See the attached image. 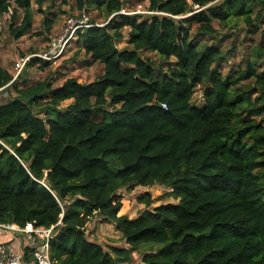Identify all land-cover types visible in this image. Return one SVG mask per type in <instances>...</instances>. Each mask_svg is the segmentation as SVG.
<instances>
[{
  "label": "trees",
  "instance_id": "1",
  "mask_svg": "<svg viewBox=\"0 0 264 264\" xmlns=\"http://www.w3.org/2000/svg\"><path fill=\"white\" fill-rule=\"evenodd\" d=\"M51 1L0 0L11 37L31 29L32 3ZM74 1L111 17L76 31L103 73L87 84L19 87L0 67V223L52 228L54 264H125L137 249L143 264H264V40L222 72L227 55L213 25L236 19L257 33L264 0H148L145 15L120 13L125 0ZM154 185L177 202L149 210L146 193L137 218L118 215L121 190ZM94 217L129 249L89 240ZM33 250L24 248L26 261Z\"/></svg>",
  "mask_w": 264,
  "mask_h": 264
},
{
  "label": "rangeland",
  "instance_id": "2",
  "mask_svg": "<svg viewBox=\"0 0 264 264\" xmlns=\"http://www.w3.org/2000/svg\"><path fill=\"white\" fill-rule=\"evenodd\" d=\"M223 0H220V2ZM148 0H125L122 14H149L147 12ZM32 27L26 35L15 40L9 34L10 13L0 16V67L9 71L13 77L17 74L15 64L24 58L32 59L44 53H50L49 59H42L48 64L32 63L25 65L22 71L17 75L19 87L32 86L40 81L50 80L53 87H59L66 79L74 78L79 83L87 84L96 80L103 73V65L99 62H93L89 56L84 54L76 40V31L80 24L78 21L86 19L97 25H103L107 19L104 13L91 9L87 12L80 11L74 0H52L43 4L38 9L32 3ZM22 20L20 11L18 22ZM46 23V24H45ZM214 27L218 29L221 38V48L227 55L226 60L221 65V71L227 72L230 68L237 69L242 66L246 57L252 54L257 44L264 40V24H261L259 31H253L246 27L242 21L232 20V25L228 27H218L214 22ZM195 26L192 29V35L195 34ZM129 28L124 27L121 33L123 40L117 43L119 49L126 47ZM62 38L60 46L57 40ZM66 41V42H65ZM203 41L211 43L208 38ZM65 43V45H63ZM62 47V49L60 48ZM55 50V52H53ZM141 57L159 61L155 53L147 51L141 52ZM173 60V59H172ZM15 92L10 91L2 94L3 98L14 97ZM194 104H200L203 101V87L198 86L193 98ZM72 101H65L61 108H65ZM170 192L164 186L154 185L151 187H136L131 191L123 189L121 193V208L119 216H127L129 219L137 218L144 210L145 204L139 202V197L149 195L153 200L149 210L161 204L176 203L171 197H165ZM86 235L89 240L100 244L104 250L108 251L110 247H120L129 249V246L121 238V234L114 225L101 223L99 218H92L86 225ZM142 250L131 253V259L125 264H143L141 261Z\"/></svg>",
  "mask_w": 264,
  "mask_h": 264
},
{
  "label": "built area",
  "instance_id": "3",
  "mask_svg": "<svg viewBox=\"0 0 264 264\" xmlns=\"http://www.w3.org/2000/svg\"><path fill=\"white\" fill-rule=\"evenodd\" d=\"M86 23V17L85 19L83 18L78 21V24H80L79 27H87L88 25H86ZM61 41L62 38L57 40L59 46ZM63 45H65V43ZM60 48L62 49V47ZM53 52H55V50ZM50 53H44L43 57L42 55H38V57L42 59L46 58L47 60L49 59ZM28 60L29 58L27 57L21 59L15 64L17 74L13 77V80L17 78V75L22 71ZM161 106L163 109H166L165 104H162ZM0 230L12 233V237L15 236V233H17L18 236H25L27 244L34 249L31 260L26 261L23 253L17 252L9 244L0 243V264H54L49 255V241L52 238V228H35L33 226L20 228L15 224L0 223Z\"/></svg>",
  "mask_w": 264,
  "mask_h": 264
},
{
  "label": "crops",
  "instance_id": "4",
  "mask_svg": "<svg viewBox=\"0 0 264 264\" xmlns=\"http://www.w3.org/2000/svg\"><path fill=\"white\" fill-rule=\"evenodd\" d=\"M17 235V236H16ZM0 243L9 244L17 252L23 253V250L28 246L26 237L15 233L12 237V233L0 230Z\"/></svg>",
  "mask_w": 264,
  "mask_h": 264
}]
</instances>
